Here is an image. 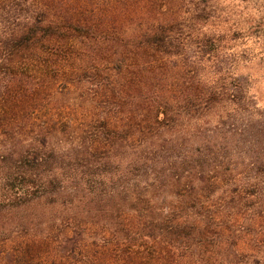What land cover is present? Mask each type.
<instances>
[{"label":"trees","instance_id":"1","mask_svg":"<svg viewBox=\"0 0 264 264\" xmlns=\"http://www.w3.org/2000/svg\"><path fill=\"white\" fill-rule=\"evenodd\" d=\"M225 1L0 0V264L261 263L231 49L264 43Z\"/></svg>","mask_w":264,"mask_h":264},{"label":"rangeland","instance_id":"2","mask_svg":"<svg viewBox=\"0 0 264 264\" xmlns=\"http://www.w3.org/2000/svg\"><path fill=\"white\" fill-rule=\"evenodd\" d=\"M222 8L228 13L229 23H233L235 19L250 16L255 18L252 34L260 35L264 43V0H226ZM247 38L246 36L238 38L235 41L236 47L231 51L235 55V62L239 63L238 72L250 76L252 93L256 95L254 105L249 108V111L262 117L264 116V53L254 44L252 45V42L247 41ZM242 57L247 59L242 61ZM255 259L260 260V264L264 263V248L257 253Z\"/></svg>","mask_w":264,"mask_h":264}]
</instances>
